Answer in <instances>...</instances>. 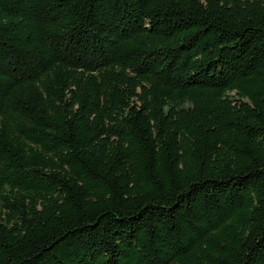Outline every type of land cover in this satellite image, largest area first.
I'll return each instance as SVG.
<instances>
[{"label":"trees","instance_id":"16d2710c","mask_svg":"<svg viewBox=\"0 0 264 264\" xmlns=\"http://www.w3.org/2000/svg\"><path fill=\"white\" fill-rule=\"evenodd\" d=\"M0 264H264V0H0Z\"/></svg>","mask_w":264,"mask_h":264}]
</instances>
